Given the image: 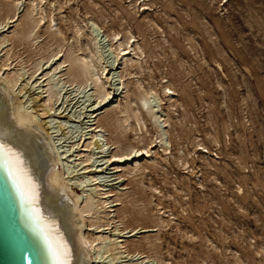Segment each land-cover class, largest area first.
<instances>
[{
	"label": "rangeland",
	"instance_id": "1",
	"mask_svg": "<svg viewBox=\"0 0 264 264\" xmlns=\"http://www.w3.org/2000/svg\"><path fill=\"white\" fill-rule=\"evenodd\" d=\"M17 1L18 23L0 33L9 40L0 51V62L8 64L10 71L18 70L21 79L8 98L12 103L15 97L25 101L27 111L36 116L34 124L48 127L46 132H51L49 137L39 131L40 139L45 135L60 155L69 156L57 165L58 172L64 171V177H68L67 183H62H69L80 196L84 195L82 186L94 195L89 190L94 185L87 176L92 173L98 177L99 188L111 191L106 197L107 206H117L104 208L111 210L107 218L112 219L104 232L126 248L115 251L121 253L113 263L106 255L99 261L264 264V0H43L41 13L46 17L23 43L20 37L27 26V0H0V22L11 15L8 12L14 10L11 5ZM49 18L55 20L50 24L51 32ZM76 28L80 29L79 37L74 33ZM124 30L134 37L143 54L139 65L133 62L122 72L117 65L120 61L114 60L107 48L104 65L113 63L112 69L117 68L113 72L121 73L126 86L121 94V90L115 92L119 95L114 100L98 105L92 86L84 90L75 85L68 87V80L61 76L68 64L60 75L53 72L69 51L84 54L77 46L88 42L91 31L99 36L119 31L126 37L129 34ZM58 48L61 53L55 56L60 59L55 60L51 56ZM4 51L9 60L1 56ZM130 57L136 60V56ZM35 65L41 69L39 73L50 72L51 84L61 91L46 114L29 99L43 96L36 88L41 86L37 72L31 79L34 82L18 92ZM114 80L111 84H119ZM164 87L174 91L170 101ZM143 89L155 92L150 101L153 110L159 120L169 122L161 128L167 152L153 143L156 134L144 112L141 131L131 112L122 130L126 124L120 110L128 103L136 110L138 93ZM91 108L97 113L91 114ZM90 115H96V120ZM98 125L105 151L97 154L91 147V172L82 174L76 155L82 150L81 141L90 136L89 130ZM130 145L151 148L149 158L136 159L144 171L126 173L134 163L131 157L116 160L111 166L106 162L110 155L120 153L121 147ZM116 164L119 171L114 173ZM161 217L162 226L158 223ZM132 229L140 231L133 235ZM137 242V249L147 259L133 256L135 246L131 245ZM93 257L90 253L95 261Z\"/></svg>",
	"mask_w": 264,
	"mask_h": 264
},
{
	"label": "bare ground",
	"instance_id": "2",
	"mask_svg": "<svg viewBox=\"0 0 264 264\" xmlns=\"http://www.w3.org/2000/svg\"><path fill=\"white\" fill-rule=\"evenodd\" d=\"M42 1L43 0H38V1L27 0L28 8L24 17L27 20L26 23L27 26L20 37L22 43L23 41L26 42V40L30 39L33 36L34 30L40 26V23L46 17V15H43L41 13L43 7L41 6ZM19 5H20L19 1L15 2L14 4L12 3L11 6L13 7L14 10L10 8L8 13L11 15H9V17L4 19L6 22L3 20L0 22V33H3L7 29H9V26L12 23L15 22L18 23L17 11L19 9L18 7ZM4 17H6V15ZM50 20H49L50 23L48 25V32H51L50 29L52 26L50 24L55 22V20L53 19ZM146 23L148 24V22ZM91 24L93 25V23ZM79 32H80L79 28H76L74 31V33L78 37L80 35ZM125 32L126 31L124 30V33ZM90 33L91 36H89L90 37L89 40L87 39L88 42L77 46L78 51H83L84 54L78 56V55H74L69 51L66 57L64 58V60H60L59 63L56 62L57 66H55L54 71L53 70L52 71L59 73L60 75L62 69H64L65 64H68L67 72L65 74H61V76H65L66 79L68 80L66 82L68 83V87L75 85L78 89L84 90L86 89L85 88L86 86L89 87L92 86L94 90L93 97H95L96 101L97 100L99 101L98 103L97 102L96 103L100 105L99 103L101 101L102 104L103 101L107 99L112 98L114 100V97L121 94L122 91L125 90L126 88L121 73L113 72L117 69V68L112 69L114 64L109 63L110 64L109 66H105L107 64L104 63L105 62L104 53L106 52L107 48L114 54V60L120 61V63H118L117 65H120L119 68L122 70V72H125L128 66L131 67L133 62L139 65L141 61L140 57L143 54V51L140 46L136 45V42L133 39L134 37L130 34L129 31L126 32L129 34L128 35L129 37L128 36L125 37L123 36V34L121 35L119 31L118 32L111 31L110 34L103 33L102 36H99V34H95L93 31H91ZM33 40L35 41L36 38H33ZM8 41H9L8 38L3 36L0 37V51L2 48H4L3 47L4 44ZM59 41L62 43L60 37H59ZM30 42L32 43V41ZM69 48L71 49V47ZM60 53H61V49L58 48V50L55 51V53L51 57H55L54 58L55 60H59L60 58L56 59V56L58 57L57 54ZM7 55L8 53L5 51L1 55L3 56V58H5V61L9 60L7 59ZM130 55L136 56V60L133 59L134 57L133 58L130 57ZM33 67H34V71L27 76V79H29L28 82L25 85L23 84L22 88H19L18 92L21 93V91L25 89V86H27L28 83L31 84L34 82V80L31 79H33V73L35 74V72H37L36 76L41 77V78L39 77L41 80L40 81L41 86L36 85V88L41 89L40 92L43 93V96L39 100H35L30 96V94H28V96L31 97L29 98L31 100V103H33L37 107L42 108V111H44V113L46 114L47 112L52 110L53 107L52 104L57 100L61 91L57 87L55 88L51 84V76H49L50 72L42 73L44 71H41L39 73L38 71L41 69L37 67V65ZM9 69L10 68L8 64L3 63L2 65L1 63L0 71L2 72L0 76H2L4 73L5 76L3 77V80L0 83V134H3L4 139L22 154L25 167L27 168L28 173L31 175L37 186L36 187L37 205L40 209L41 214L51 224L54 225L55 232L58 233L59 236H62L63 239L67 242L68 248L70 249L71 252V264H104L101 262V260L99 261V259H103V256L105 255H106L105 257L110 256L111 258L109 261L113 263V261L116 260V256L121 253V251L120 252H115V251L119 250V248L125 249L126 246H124L123 243H120L119 240H118L119 242H116V239H113L111 235L109 236L105 235L104 231L109 229V226L112 224L110 220L112 219L107 218L111 210L105 211L104 208L116 207L117 203L115 204L113 203L114 205L112 206H107L109 204L108 202H106V197L110 196L111 191L110 190L105 191L103 190V188L102 189L99 188L98 185L99 182L98 183L96 182L98 177L94 176V174L92 173H89L91 172V170H90V166L88 165L89 164L88 161L91 159V154H90L91 147L93 146L95 147V150H97V154H101V152L105 151L104 146L106 145V143L103 144L100 141V135H99V133H101L100 132L101 126L98 125L89 130L90 136L86 139H90V140L86 141V139H83L81 141L80 147L82 148V150H79V152L76 155L78 158L77 159L75 158L76 160H79L80 162L79 164H81L82 166V170H83L82 174L89 173L87 175L90 176L88 179L91 180L92 185H94L93 189H89L93 191L94 195H92L90 192L87 193L88 190H85L84 187L82 186L80 187V190L84 195L80 196L76 193V191H72L71 187L69 186V183L68 184L62 183V181L66 182L65 179H68V177H64L65 174L64 171L58 172L57 170V165L60 162V160H63L65 157H69V156H65L66 153H64V155L63 154L60 155V153H58L57 149L54 147V143L50 142L51 141L50 138H47L45 135L43 136L41 135L43 139H40V135L39 136L37 135V133L40 131L42 134L44 132L49 136L51 132L50 133L46 132V130L49 128L48 127L45 128L43 126L34 124L36 116L33 113L27 111V109L24 106L25 101L24 102H22V100L19 101V98L15 97L16 102L12 103L8 98L10 93L17 86L18 81L21 80L18 77L20 73L18 70L10 71ZM115 75L116 77H118V79L115 77L116 78L115 80H119V84L118 82L117 84H111L112 80H114L113 78ZM113 85H119V87L118 86L111 87ZM118 90H121L119 94H115V92ZM170 91H171L170 89H167L165 87L163 88V92L166 93V96L168 97L167 100L169 101L171 97L174 96L173 95L174 91L171 92ZM151 95H155V92H152L151 90L147 91L145 89L142 90V93L141 92L138 93L137 101L139 103V106L136 108V110H133L131 108L130 103H128L122 110H120V112L123 114L122 122L124 124L127 123V121L129 120V112H131V114L135 118L136 121L135 125L137 126L136 127L137 130L139 129V131H141V128H143L145 121L144 118L142 117V113L144 112L145 116L152 122L156 134L153 143H156V146L160 145L163 152H167L168 148H163V145H165L163 144L164 131L161 128L164 127L163 125L165 124L169 125V122L168 120H159L160 116H156V113L153 110L155 108H153L151 105V103L153 104V102H150L151 98H154V96L151 97ZM114 102H116V99ZM90 110H91V114L97 113V109L95 108H91ZM90 117L94 118L93 119L94 121L96 120V115H90ZM45 123H47V121ZM45 123L43 125H45ZM127 125L128 124H126L125 127L122 126V130H125ZM137 139L139 142L142 141V139L139 137ZM135 141L136 140H134V142ZM150 150L151 148H149L148 145H144L141 148H135L134 146L131 145L127 147H121L120 148L121 152L110 155L106 159V162H109L111 166L112 163L116 162V160H122V159L127 160V158L129 160V158L131 157V160H133L134 163L133 164L131 163L130 166L131 168L126 173L131 174V172H140L142 170L144 171L145 167H142L139 163H137L136 159L138 157H144V156L146 158L147 157L149 158L151 156ZM63 152L64 151H61V153ZM114 169H115L114 173L119 171L117 164L115 165ZM0 170L1 172H3L5 178L8 180L11 191L15 196L18 207L20 208V212L22 214V221L27 226V228L34 235H36L38 239L40 249H42L44 263L54 264L53 259L48 253L47 245L42 235L40 226L38 222L35 220L34 214L32 213L31 205L28 203L27 200L23 199L19 195V192L15 184L11 179H9V174L6 170L2 158H0ZM155 192L157 193V191ZM70 197H72L73 200H71ZM117 200L118 198L114 202H117ZM137 215L139 214L137 213ZM158 221H159L158 223L161 225V223H163L162 217L158 218ZM86 222L89 223V226L86 225ZM83 227H89V228L83 230ZM139 231L132 229L130 232L132 233L135 232L133 233L134 235ZM142 232H145V230H143ZM133 235H131V237H133ZM144 242H146V244L149 243L148 240ZM138 245L139 242L131 245L132 247L135 246L132 252L134 254L133 256H138V259H147V256H144L143 253H140V251L137 249L136 246ZM90 253H93L94 255L93 258L95 259V261H92L90 259ZM127 256H129L128 252H126L125 257ZM133 256H130V258ZM145 263L148 262L146 261ZM160 264H165V263L162 260Z\"/></svg>",
	"mask_w": 264,
	"mask_h": 264
},
{
	"label": "water",
	"instance_id": "3",
	"mask_svg": "<svg viewBox=\"0 0 264 264\" xmlns=\"http://www.w3.org/2000/svg\"><path fill=\"white\" fill-rule=\"evenodd\" d=\"M0 264H45L38 239L22 221L20 208L1 170Z\"/></svg>",
	"mask_w": 264,
	"mask_h": 264
},
{
	"label": "snow or ice",
	"instance_id": "4",
	"mask_svg": "<svg viewBox=\"0 0 264 264\" xmlns=\"http://www.w3.org/2000/svg\"><path fill=\"white\" fill-rule=\"evenodd\" d=\"M0 158H2L9 179L15 184L19 195L31 205L32 213L40 226L48 253L54 264H71V252L67 242L55 232L54 225L40 212L37 205V186L25 167L22 154L4 139L3 134H0Z\"/></svg>",
	"mask_w": 264,
	"mask_h": 264
}]
</instances>
